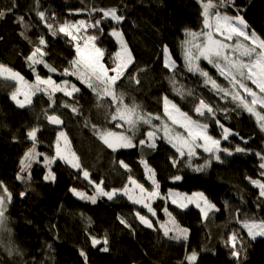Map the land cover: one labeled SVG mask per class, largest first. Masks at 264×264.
<instances>
[{"label":"trees","instance_id":"16d2710c","mask_svg":"<svg viewBox=\"0 0 264 264\" xmlns=\"http://www.w3.org/2000/svg\"><path fill=\"white\" fill-rule=\"evenodd\" d=\"M93 7L117 8L124 17L119 24L104 20L101 25L103 34L98 36L96 43L105 50V64L112 66L111 57L119 48L109 33L112 28L122 31L134 58L125 77L116 86L118 91L124 92L126 103L135 100L145 112L162 115V98L168 96L194 119L209 123V133L220 138L221 129L215 122L196 117L192 111L197 98H202L217 109L215 118L221 124L238 133L229 136L228 141H222L221 146L234 150L240 145L248 151H233L232 155L220 153L219 161L209 153L199 151L192 160L193 167H188L184 159L173 166L171 160L177 154L163 139H157L155 149L137 147L112 152L97 138L90 124L117 132L124 129L114 128L105 120L104 110L97 107L95 94L74 77H63L48 72L43 65L36 66L42 77L50 75L57 82L69 79L81 88L76 96L82 115H75L63 107H57L55 111L64 121L62 130L67 133L72 151L80 157L82 167L90 171L93 180H103L106 189H120L132 175L145 187H150L140 163L144 159L155 169L161 193L166 194L171 189L187 194L203 192L216 205L218 211L214 210L204 219L195 206L179 209L170 201L165 203L158 199L153 204L158 221L168 220L162 211L167 207L176 221L189 230L187 242H177L164 237L161 230L139 225L135 213L139 211L144 215V210L123 196L114 200L98 197L95 204L79 199L71 189L87 191L90 195V184L80 172L59 159L51 165L54 182L43 179L47 174L43 163L33 164L30 181H18L20 160L32 146L26 132L39 124L42 130L38 133L37 151H44L51 157L60 130L49 126L44 119L43 110L49 103L46 95L39 93L31 105L20 108L11 100L15 83L0 79V181L13 196L7 213L11 233L5 232L6 236L0 241V264H85L81 250L87 253V264H181L193 250L198 253L196 264H264V239L252 240L239 222L245 216L264 219V198L259 197V190L248 179L261 178L259 164L262 161L255 153L264 154V132L254 115L237 107L230 98L222 99L204 84L202 77L188 72L185 67L181 48L186 39L185 31H200L202 28L199 0H15L14 7L12 0H0V10L12 9L0 18V64L33 82L35 77L27 57L34 44L43 37L47 41L44 59L58 70L69 67V62L76 58L74 47L62 33L53 36L37 12L43 11L48 22H53V18L56 23L81 19L92 21L100 18L99 12L89 15ZM220 11L243 16L249 28L264 37V0H234V4ZM20 16L30 25L27 30L17 22ZM165 45L176 61L175 73L163 67ZM199 63L222 86H228L205 60L201 59ZM169 77L175 79L177 87H183L185 92L191 90L194 95L178 96ZM133 78L139 79L140 83H135ZM55 99L58 106L69 100L58 93ZM86 121L89 126L85 125ZM146 130L148 126L141 125L136 139L143 138ZM119 160L128 164L131 172L120 167ZM207 161L210 164L204 171L193 170ZM175 175H181L183 179L174 182L172 177ZM21 192L26 195L21 197ZM121 217L131 225L130 228L120 223ZM153 224L159 227L155 222ZM233 231L243 238L244 248L239 261L224 245V240ZM105 232L109 240L107 252L101 250L102 245L91 246L89 238L90 234L101 238ZM8 247L18 249L21 255L10 256L6 251Z\"/></svg>","mask_w":264,"mask_h":264},{"label":"snow or ice","instance_id":"6c2138e0","mask_svg":"<svg viewBox=\"0 0 264 264\" xmlns=\"http://www.w3.org/2000/svg\"><path fill=\"white\" fill-rule=\"evenodd\" d=\"M199 2L202 9V28L200 31L186 30V39L181 44L187 71L202 77L204 84L210 86L222 99L230 98L231 102L237 107L254 115L261 131H264V37L258 36L254 30H251L243 16L239 14L228 15L219 10L229 4H234V0H199ZM12 6H15V0H12ZM11 10V8L0 10V18H3ZM94 12L100 13L99 19L92 21L81 19L59 23H56L54 18L53 22H48V17L45 16L43 11L37 12L40 21L45 23V27L53 36L62 33L63 36L68 38V42L74 47L76 58L69 62V67L58 70L44 59L47 55V41L41 37L34 44L30 55L27 57L28 66L35 77L33 82L27 81L19 72L0 64V77L15 82L11 100L18 107L24 108L26 105H31L32 97L37 93H41L48 97V108L43 110L44 119L48 124L63 125L64 121L61 115L55 111L57 107L70 109L75 115H82L78 103L79 98L76 96L77 93L81 92V88L69 79L57 82L50 75L40 76L36 66L43 65L48 72L58 73L63 77H74L81 85L90 89L96 96L97 107L104 110L105 120L111 122L114 128L124 129V131L117 132L104 128L102 125L90 124L97 138L112 152L137 147L155 149L157 139H163L175 149L177 154V157L171 160L173 166H176L180 159H184L188 167H193L192 160L198 156L197 149H202L203 152L209 153L218 161L221 160L220 153L232 155L233 151L235 153L248 151L240 145H236L234 150H231L228 146H221L222 141H228L229 136L238 135V133H233L221 124L215 118L217 109L202 98H197L192 111L196 117H204L215 122L221 129L220 138H216L209 133V123L194 119L188 112L182 111L168 96L162 98V115L145 112L135 100L126 103L124 92L118 91L116 86L118 81L125 77V73L133 64L134 58L123 39V33L118 28H112L109 33L120 45V50L111 57L112 66L105 64V50L96 43L98 36L103 34L101 25L104 20H111L119 24L124 17L119 14L117 8L96 9L93 7L89 15L91 16ZM17 22L25 30L30 27L22 16L17 17ZM21 35H24V33H21ZM25 38L27 39L26 36ZM201 59L207 61L219 73V76L227 81V87L222 86L217 79H214L207 70L200 66L199 61ZM163 67L172 73H175L177 67L167 45L163 47ZM128 76L132 78L131 73H128ZM133 79L135 83H140L139 79ZM169 81L178 96L194 95L191 90L185 92L183 87H177L173 77H169ZM249 84L254 85L255 89L250 87ZM57 93L68 97L69 100L58 106L55 99ZM20 97H23V99H20ZM154 121L160 123H153ZM85 125L89 126L87 121ZM141 125H147L148 130L144 132L143 138L137 140L136 134ZM41 130V126L37 124L26 132V138L32 142V146L28 148L20 160V168L16 179L22 183L31 180V169L34 163H43L47 168V174L44 175L43 179L54 182L55 174L51 169V165L59 159L80 172L82 177L92 186V195H89L87 191H79L76 188L71 189L72 193L79 199L87 200L92 204L97 203L98 197L113 200L118 196H125L133 204L146 209L152 217L157 216L156 210L152 207V202L156 199L164 200L165 203L170 200L173 205L179 208H186L189 204H194L200 209L204 219L208 218L210 211H218L216 205L209 201L203 192H194L189 195L169 190L166 194L161 193L155 169L144 159L140 163L145 169V178L150 182V187H145L143 183L129 175L127 184L122 188L106 189L103 180L98 182L93 180L90 171L82 167L80 157L71 150L70 141L64 130H60L56 136L53 156L49 157L47 154L38 152V133ZM241 139L243 140V138ZM244 143H247V141L244 140ZM255 155L262 161L259 164V168L262 170L260 172L261 178L249 177L248 179L259 190V197L264 198V154L258 152ZM117 163L126 171L131 172L129 165L123 160H119ZM209 164L210 161H207L203 166H195L193 170L202 172ZM172 179L175 182L182 180L183 177L175 175ZM19 195L23 197L26 193L21 192ZM12 199V192L0 181V234L11 233L7 213ZM162 211L167 215L168 220L166 222L158 221V228L148 216L142 215L139 211L135 215L140 223L146 227L162 230L164 237L177 242H187L189 230L176 221L167 207H163ZM119 219L125 227H131L126 219L123 217ZM239 222L242 228L246 230L247 236L252 240H255L257 236L264 237V219L245 216ZM89 224H91L90 220ZM89 238L91 246L102 245V251H109L107 247L109 240L106 232L101 238L91 234ZM224 245L230 248L231 256L239 261L241 250L244 248L243 238L233 231L224 240ZM50 247L51 245H49ZM6 251L10 256L21 255L19 250L13 247H8ZM80 255L87 264L86 251L81 250ZM197 260L198 253L193 250L185 256V261L181 264H196Z\"/></svg>","mask_w":264,"mask_h":264},{"label":"rangeland","instance_id":"374dc122","mask_svg":"<svg viewBox=\"0 0 264 264\" xmlns=\"http://www.w3.org/2000/svg\"><path fill=\"white\" fill-rule=\"evenodd\" d=\"M220 10V9H219ZM223 13V12H222ZM228 14V13H227ZM228 15H231V14H228ZM234 16V15H233ZM114 38V37H113ZM123 39H124V41L126 42V39L123 37ZM235 39V38H234ZM116 40V39H115ZM117 42V41H116ZM117 44H118V48H119V50H120V45H119V43L117 42ZM126 44H127V42H126ZM127 47H128V45H127ZM130 49V48H129ZM118 50V51H119ZM173 59V58H172ZM207 62V61H206ZM0 79H3V80H6V79H4L3 77H0ZM54 79V78H53ZM55 80V79H54ZM9 81H11V80H9ZM11 82H14V81H11ZM60 82V81H59ZM15 83V82H14ZM249 86L250 87H252L253 89H255V86L254 85H251V84H249ZM58 94H60V93H58ZM37 95H39V93H37L34 97H32V101L34 100V98L37 96ZM20 99H23V97H20ZM17 106V105H16ZM28 105H26L25 107H27ZM259 110V109H258ZM255 117V116H254ZM257 119V118H256ZM259 124V123H258ZM178 131H182L181 129H177ZM264 132V131H263ZM69 139V138H68ZM71 148V147H70ZM72 150V149H71ZM199 151H203L202 149H197V152H199ZM41 153H44V154H47L46 152H44V151H41ZM48 155V154H47ZM53 155H54V153H53ZM52 155V156H53ZM50 157V156H49ZM63 162V161H62ZM68 165V164H67ZM70 168H72L70 165H68ZM74 169V168H73ZM90 188H91V193H90V195H92L93 194V189H92V186L90 185L89 186ZM129 187H131V186H129ZM172 191H174V192H179L178 190H175V189H171ZM179 193H181V192H179ZM183 193V192H182ZM192 193H194V192H192ZM89 194V193H88ZM189 195H191V194H189ZM206 196V195H205ZM123 197H125V196H123ZM125 198H127V197H125ZM107 199V198H106ZM114 199H116V198H114ZM113 199V200H114ZM128 199V198H127ZM158 199H156L154 202H152V207H153V204L157 201ZM128 201H130V200H128ZM170 201V200H169ZM131 202V201H130ZM132 203V202H131ZM170 203H171V201H170ZM134 205H136V204H134ZM173 205V204H172ZM138 208H141V209H143L144 210V215H146V216H148V218L149 219H151L152 220V222H155L158 226H159V224H158V218H157V216L156 217H152L151 216V214H149V213H147V210L146 209H144V208H142V206H140V205H136ZM174 206H176V205H174ZM192 206H195L194 204H189L186 208H188V207H192ZM177 207V206H176ZM196 207V206H195ZM154 208V207H153ZM179 208V207H178ZM197 208V207H196ZM179 209H185V208H179ZM198 210L200 211V209L198 208ZM214 211V210H213ZM213 211H210L209 212V214L211 213V212H213ZM201 212V211H200ZM157 213V212H156ZM202 214V213H201ZM208 214V215H209ZM202 216H203V214H202ZM162 231V230H161ZM244 231L246 232V230L244 229ZM6 233H3V234H0V241L2 240V238L3 237H5L6 235H5ZM247 234V233H246ZM259 238H262V239H264V237H261V236H257L256 237V239L255 240H258Z\"/></svg>","mask_w":264,"mask_h":264},{"label":"water","instance_id":"95a60500","mask_svg":"<svg viewBox=\"0 0 264 264\" xmlns=\"http://www.w3.org/2000/svg\"><path fill=\"white\" fill-rule=\"evenodd\" d=\"M47 124H48V123H47ZM48 125H49V126H53V127L56 128L57 130H62V129L65 128L64 123H63L62 126H55V125H50V124H48ZM136 218H137V220H138L139 225H141L142 227H144V228H146V229H150V230L152 229V228H148V227H146L145 225H143L142 223H140L138 217H136Z\"/></svg>","mask_w":264,"mask_h":264}]
</instances>
